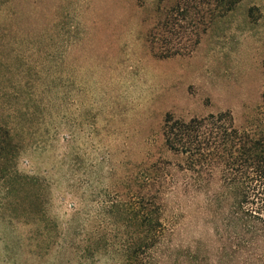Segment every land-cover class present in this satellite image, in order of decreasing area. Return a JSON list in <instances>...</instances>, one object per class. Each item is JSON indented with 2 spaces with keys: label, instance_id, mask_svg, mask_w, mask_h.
I'll return each mask as SVG.
<instances>
[{
  "label": "rangeland",
  "instance_id": "374dc122",
  "mask_svg": "<svg viewBox=\"0 0 264 264\" xmlns=\"http://www.w3.org/2000/svg\"><path fill=\"white\" fill-rule=\"evenodd\" d=\"M209 9L206 26L181 24L185 54L163 57L166 43L148 37L165 17L158 0H0V122L12 133L0 264H108L99 238L127 229L107 223V206L144 191L141 175L161 159L182 161L164 143L167 113L229 110L244 126L260 111L264 0ZM172 174L151 264H247L223 248L205 194Z\"/></svg>",
  "mask_w": 264,
  "mask_h": 264
},
{
  "label": "trees",
  "instance_id": "16d2710c",
  "mask_svg": "<svg viewBox=\"0 0 264 264\" xmlns=\"http://www.w3.org/2000/svg\"><path fill=\"white\" fill-rule=\"evenodd\" d=\"M239 1L158 0L165 17L149 31V40L153 46L166 43L160 56L185 54L188 46L182 42L190 36L182 30L183 22L206 26V7L212 18ZM199 42L196 35L194 44ZM163 136L166 148L182 161L161 159L141 175L144 191L132 193L130 201L107 206L117 216L107 223L128 232L99 238L108 264L152 263L166 236L164 196L175 170L182 173L186 192L205 194L204 214L216 224L219 237L226 239L223 248L228 255L241 254L247 264H264V104L244 126L237 125L229 110L189 120L167 113ZM11 142V130L0 122V154L10 149Z\"/></svg>",
  "mask_w": 264,
  "mask_h": 264
}]
</instances>
